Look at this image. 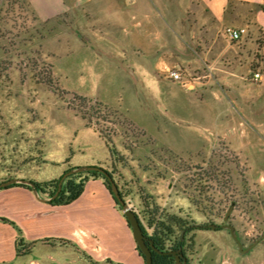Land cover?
I'll list each match as a JSON object with an SVG mask.
<instances>
[{"label": "crops", "instance_id": "1", "mask_svg": "<svg viewBox=\"0 0 264 264\" xmlns=\"http://www.w3.org/2000/svg\"><path fill=\"white\" fill-rule=\"evenodd\" d=\"M21 1L41 28L50 27L46 39L51 56L63 45L88 55L98 67L102 99L92 100L115 120L132 125L136 143L129 148L121 132L101 133L95 122L72 111L64 115L77 120L88 142L87 156L68 154L67 141L62 147L56 141L47 147L44 135L35 148L26 136L24 146L12 143L1 108L11 81L2 64L0 184L58 181L81 167L119 169L124 180L133 178L126 187L147 182L146 192L154 201L175 206L169 202L175 195L172 186L165 185L167 179L148 177L143 170L147 163L169 169L176 162H198L204 154L229 151L242 155V163L253 158L248 167L264 168V149L257 148L254 131L264 128V74L260 81L253 79L259 40L264 57V0ZM226 27H245L247 34L233 42ZM52 65L56 75L67 74V69ZM168 69L179 72L182 82L173 80ZM46 149L53 163L63 164L60 170H30L37 163L32 153ZM132 192L138 198L137 190ZM41 199L21 186L0 189V218L16 225L0 222V264H145L102 179H90L69 205L52 206ZM175 200L181 204L179 196ZM183 202L185 209L192 206ZM173 206L169 209L175 210ZM226 224L211 229L220 239H212L208 248L198 244L196 235L201 263L264 264V240L247 242L235 227L241 248L223 228Z\"/></svg>", "mask_w": 264, "mask_h": 264}, {"label": "rangeland", "instance_id": "2", "mask_svg": "<svg viewBox=\"0 0 264 264\" xmlns=\"http://www.w3.org/2000/svg\"><path fill=\"white\" fill-rule=\"evenodd\" d=\"M15 3L10 6L5 2L3 12L0 13V52L3 51L0 54V65L3 64L11 81L1 108L4 110V122L10 126L11 142L24 146L22 138L26 136L35 148L40 145L38 140L46 136L47 147L52 148L53 141H56L57 146L67 141L68 154L87 156L88 142L78 128L77 120L71 122L64 115L72 111L88 117L90 124L95 122L101 133L121 132L127 146L133 148L136 142L131 137L136 129L129 123L115 120L102 104L92 100L102 99L98 67L90 63L88 55L71 47L63 48V45L56 57L51 56L49 41L46 39L50 27L41 28L32 19L23 1L17 0ZM258 43L261 50L263 41L259 40ZM260 50L255 55L253 75L257 72L264 74V57ZM52 62L58 68L67 69V74L58 72L56 75ZM263 130L262 127L254 130L258 149H264ZM46 151L43 154L36 151L32 153L37 163L30 170H60L63 164L53 163V157ZM202 159L198 162H176L178 166L169 169L159 168L152 162L147 163L143 170L148 173V177L154 180L167 179L165 185L170 184L172 193L177 195H173L170 201L166 200L175 206L157 204L164 212L182 216L188 221L194 220L200 225L221 226L228 223L236 227L245 241H255L264 234V168L248 167L247 163H254L253 158L242 163V155L229 151L213 152L208 157L204 154ZM110 171L115 173L119 186L127 196L126 202L132 209L141 212V198H152L146 192L149 183L137 184L134 188L126 187L133 178L127 182L121 178L119 169ZM134 190H137L138 198L132 192ZM178 196L181 204L183 201L185 205L190 202L192 206L189 209L183 208L175 200ZM184 198L189 202H185L187 199ZM232 205L234 208L228 215ZM172 206L175 210L169 209ZM211 233L209 229L199 230L194 235H198L199 245L208 248L212 239L217 242L220 239ZM198 250L197 246L192 255L195 259L198 258Z\"/></svg>", "mask_w": 264, "mask_h": 264}, {"label": "trees", "instance_id": "3", "mask_svg": "<svg viewBox=\"0 0 264 264\" xmlns=\"http://www.w3.org/2000/svg\"><path fill=\"white\" fill-rule=\"evenodd\" d=\"M15 1L17 0H5V2H8V4H10V6L16 4ZM5 2L0 7V13L3 12V9L6 5ZM106 171L113 177V179L116 181L117 185L119 186L115 173L109 170ZM98 178L104 181L105 186L110 191L111 187L108 180L100 172L92 171V172L78 173L69 176L64 181L62 191L60 192L59 196L56 199L49 202L50 205L62 206L73 203L83 194L86 183L90 179H98ZM59 181L60 180L46 182V183H35V184L40 194H42L43 196H47L48 198H51L56 194L58 190ZM14 186H21L29 190H32L27 185L16 184ZM120 192L122 197L126 201L127 196L123 194L122 190ZM116 205L121 210L120 205L118 203H116ZM141 207H142L141 212H139L138 210H134V209L133 210L137 213L138 219L140 221L141 227L145 235L148 237L150 241H153L154 246L158 251L162 253L177 252L178 249L182 246L183 241L187 237H191L190 239L191 245L188 247L189 254L190 255L194 254L193 252L195 251L196 248V244L194 241L195 240L194 234L196 233V231L199 230H208L207 228L208 225H200L194 220L188 221L187 219H184L182 216L164 212L165 210L162 209L157 204V202H155L154 199L152 198L150 200H147L146 198H141ZM0 222L9 223L13 226H16L15 223L5 218H0ZM218 228L221 229L220 227ZM18 245L20 244L18 243ZM137 249L145 262V257L143 256L139 247H137ZM18 252H20V249H18ZM152 254H153V264H176L175 255L160 254L154 250H152ZM92 263L97 264L94 262Z\"/></svg>", "mask_w": 264, "mask_h": 264}, {"label": "water", "instance_id": "4", "mask_svg": "<svg viewBox=\"0 0 264 264\" xmlns=\"http://www.w3.org/2000/svg\"><path fill=\"white\" fill-rule=\"evenodd\" d=\"M3 1L4 0H0V4H2ZM92 171L100 172L108 180L110 187H111V189H110L111 194H112L115 202L118 203L121 207V210H122V212H123V214H124V216L128 222V225L133 232L134 240L136 241L137 246L139 247L140 251L142 252L143 256L145 257V264H153L152 250H154L160 254L175 255L177 257L178 264H186V262L181 261V258L177 255L176 252L162 253L155 248L153 241H150L148 239V237L145 235V233L141 227L140 221L138 219L137 213L124 200V198L121 195L119 186L117 185V183L113 179V177L103 168H100V167H81V168H75V169H72V170L66 172L59 181L58 190H57L56 194L53 197L47 198V199H41L39 197V192H38V188H37L36 184L29 181V180H20V179L10 180V181H7V182L0 184V189L7 188V187L15 185V184L27 185L32 189L34 194L39 199H41L44 202L49 203L59 196V194L63 188V183L69 176L74 175V174H78V173L92 172ZM228 215H229V213H228ZM226 221H227V219H226ZM207 228L212 229V230H216L218 228V226L215 224H210L207 226ZM223 228L230 230L233 238L235 239V241H237L239 243V246L242 248V244L239 242L238 238L236 237L235 227L232 225L226 224L223 226ZM262 240H264V234L256 239L254 245H256L257 243H259ZM148 242L150 243V245H148Z\"/></svg>", "mask_w": 264, "mask_h": 264}, {"label": "built area", "instance_id": "5", "mask_svg": "<svg viewBox=\"0 0 264 264\" xmlns=\"http://www.w3.org/2000/svg\"><path fill=\"white\" fill-rule=\"evenodd\" d=\"M224 32L230 38V40L233 42H238L247 34V29L245 27H226ZM167 73L173 80L182 82L183 78L179 72L168 69ZM253 79L255 81H260L262 79V74L260 72L254 73ZM184 85L187 86V84Z\"/></svg>", "mask_w": 264, "mask_h": 264}, {"label": "flooded vegetation", "instance_id": "6", "mask_svg": "<svg viewBox=\"0 0 264 264\" xmlns=\"http://www.w3.org/2000/svg\"><path fill=\"white\" fill-rule=\"evenodd\" d=\"M190 239H191V237H187L183 241L182 246L178 249V251L176 253L181 258V261L186 262V264H202L198 258L195 259L194 256L189 254V248L188 247L191 245ZM194 241H195V244L197 247L196 239ZM148 244H150V243L148 242ZM175 260H176V264H178L176 256H175Z\"/></svg>", "mask_w": 264, "mask_h": 264}]
</instances>
